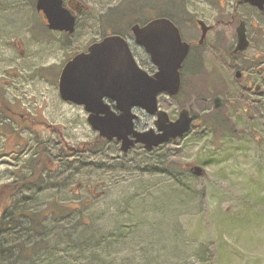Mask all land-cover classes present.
<instances>
[{
  "label": "rangeland",
  "instance_id": "374dc122",
  "mask_svg": "<svg viewBox=\"0 0 264 264\" xmlns=\"http://www.w3.org/2000/svg\"><path fill=\"white\" fill-rule=\"evenodd\" d=\"M80 1L87 7L78 26V34L85 44L101 37L106 31L103 19H110L113 8L126 0ZM178 1L184 11L179 10L176 0H131L152 9L140 12L146 18L176 14L173 21L184 37L197 36L196 41L200 36L195 26L197 18L208 23H216L219 18L229 22L233 16L247 20L253 42L242 58L248 63L243 65L239 60V66L242 70L250 66L257 55L260 62L255 67L264 71V14L248 5L237 7L236 0ZM24 17L22 13L13 18L22 21ZM128 21L127 15L117 29L127 35L133 54L148 68L150 62L147 64L145 51L136 43ZM5 23L0 18L2 42V36L14 34L10 31L12 27L3 31ZM58 40V35L52 38L54 43ZM78 42L75 37L70 46L66 45L70 49L65 46V51L60 53L51 50L54 58L47 63L51 82L35 78L24 89V93L29 92L25 96L29 101H24L30 105L27 113L43 112L45 120L50 122L49 152L59 163V169L47 174L43 191H30L19 197L21 206L34 211L46 206L53 209L58 197L60 204L85 205V212L92 216L97 229L109 232L123 225L128 238L110 256L107 253L102 256L111 259L112 264H264L262 75L255 71L237 80L231 67L206 56L205 64L186 71L180 95L159 96V107L171 120H176L182 109H188L196 117L191 131L184 137L155 149L151 155L139 147L123 153L116 141L96 147L94 152L76 154L72 151L75 147L100 137L89 124L84 109L62 105L58 94V77L64 66L59 61L64 54L66 57L74 52L81 43ZM253 81L262 87L261 92L245 88L249 83L254 87ZM215 97L222 99L220 108L214 106ZM136 113L137 127L154 128L156 118L143 110ZM217 119L228 122L219 139L208 122ZM154 156H163L175 168L184 167L194 178H184L178 184L168 175L157 172L159 169L154 171L155 161L148 162ZM26 159L16 161L10 156L0 159V185L29 173ZM196 165L204 167L203 176L191 171ZM89 183L97 196L89 194ZM131 235H135L134 239ZM146 245H150L148 250ZM64 249V245H59L52 254L45 251L36 254L28 264H96L88 253L80 252L84 256L77 259L73 255L78 251Z\"/></svg>",
  "mask_w": 264,
  "mask_h": 264
},
{
  "label": "water",
  "instance_id": "95a60500",
  "mask_svg": "<svg viewBox=\"0 0 264 264\" xmlns=\"http://www.w3.org/2000/svg\"><path fill=\"white\" fill-rule=\"evenodd\" d=\"M240 1L264 11V0ZM38 9L46 12L51 28L74 31L75 17L63 6L62 0H39ZM198 23L204 35L205 23ZM131 31L136 43L157 67L154 75L139 65L125 37L112 34L92 44L88 53H81L66 64L59 90L64 100L84 105L91 127L100 137L117 140L122 152L127 153L137 144L151 152L185 136L192 128L194 118L188 109H182L173 121L159 108L158 100L161 94L171 97L180 94L181 68L190 45L182 39L179 27L167 17L154 18L145 25L134 24ZM237 33L235 52L249 46L244 22L240 23ZM237 77H240L239 72ZM105 99L115 102L117 111L105 103ZM214 101L215 108H220L222 99L216 97ZM137 108L156 118L154 128H136L139 116L134 110ZM191 171L199 177L205 173L204 167L199 165L193 166Z\"/></svg>",
  "mask_w": 264,
  "mask_h": 264
},
{
  "label": "flooded vegetation",
  "instance_id": "af4514ba",
  "mask_svg": "<svg viewBox=\"0 0 264 264\" xmlns=\"http://www.w3.org/2000/svg\"><path fill=\"white\" fill-rule=\"evenodd\" d=\"M38 1L39 0H0V18L6 21L3 26V31L7 32L5 31L7 27H12L13 29L10 31L14 33L9 37L7 35L2 36L4 42L0 40V159L10 156L11 159L18 161L22 157H27L24 161L27 162L35 156H39L40 146L45 156L50 154V122L45 120L43 112H41V114L37 111L33 114L27 113L30 105H25L24 101H29L25 97L28 96L29 92L26 91V93H24V89L27 84L35 78L51 82L49 80L50 74L47 68L49 60L54 58V55H50L51 50H57L59 53L64 52L65 46H70V43L75 37L81 42H78L79 44L76 46L77 49L74 52L66 57L64 54L62 60L59 61L61 64L64 62V66L59 74L57 86L62 105L70 104L79 108L82 107L86 112L84 105L66 101L61 97L59 90L61 75L66 64L75 56L81 53H88L89 47L92 44L100 42L104 37L110 35L109 32L101 33L99 39H91L83 44L81 40L82 36L78 34V26L83 15L87 11L85 4L80 0H62L63 6L75 17V28L73 32H70L67 30L51 28L46 12L38 9ZM239 5H248L259 13L264 14V11L259 10L250 3L236 0V6L238 7ZM22 13L25 15V21L22 20L23 23H19L22 21L14 19L13 17H17ZM232 18L233 19L229 22H225V20L219 18L216 23H208L205 20L197 18L195 26L200 30V36L197 41V36L188 39L187 37H184L180 30L182 39L190 45L189 54L181 68L182 84L183 76L186 71L189 72L194 69L196 65L205 64L206 56H212L220 65L231 67V69L235 71V77L237 80H240L248 74L253 75L256 71V74L259 76L262 75L264 81V71H262L261 67H255L260 62L257 60V55L253 57L254 62H251L250 66L243 67V70L240 68L241 64L239 60H242V58L245 57V53L249 50L253 42L252 30H250L247 20L238 19L237 16H233ZM199 21L205 23L206 32L204 35L202 26L198 24ZM235 22L237 24L233 25ZM241 22L245 23L249 46L243 51L235 52L238 45L237 29ZM229 27L231 28L230 30H228ZM55 35H58L59 37V42L57 43L52 42V38ZM201 40L202 42H200ZM55 45H57V49L55 48ZM69 46H66V48L70 49L71 47ZM145 55L147 57V64L150 62V67L148 68L143 67L138 57L136 58V56H134L143 69H145L150 75H154L157 71V67L152 64L150 56L146 51ZM247 63L248 62L245 60H242L243 65H246ZM244 70L245 73L243 72ZM238 72L240 77H237ZM253 83L254 87L252 83H249L245 88L249 90L253 88L254 93L261 92L262 87L259 88L258 84L254 81ZM104 101L109 104L114 111H117L115 102L110 99H105ZM137 110L141 109H135V112ZM191 115L195 118L192 113ZM137 129L146 130L148 128L142 129L137 127ZM137 147L144 150V147L140 144L135 146V148ZM44 166L45 169L42 174L43 178L40 182L41 186H39L41 191H43V187H45L44 176L46 178V173H48L46 165ZM17 178L18 176H16L14 180L6 182L5 184L11 183L12 181L17 180ZM5 184L0 185V188ZM5 214L7 215L8 213L5 211L0 212V220L5 217L3 216ZM16 237L17 233L0 232V239L3 240H13ZM14 259L15 257L11 252L9 255H4L1 262L3 264H9L14 262Z\"/></svg>",
  "mask_w": 264,
  "mask_h": 264
},
{
  "label": "trees",
  "instance_id": "16d2710c",
  "mask_svg": "<svg viewBox=\"0 0 264 264\" xmlns=\"http://www.w3.org/2000/svg\"><path fill=\"white\" fill-rule=\"evenodd\" d=\"M126 1L121 6L113 8L114 17L111 15L110 19H103L102 23L106 29L104 33L111 32L126 37L127 35L123 31L118 30L117 27L121 26L123 19L127 15L131 27L134 24H145L152 19L146 18L140 13L142 10L152 9L143 8L142 5L140 6L137 2H131V0ZM176 1L180 6L179 10L184 11V6L178 0ZM152 7L155 9V6ZM126 12L128 13L126 14ZM108 14L106 17H108ZM175 16L176 14L162 15V17H167L171 20H174ZM109 24L111 25L109 26ZM208 122L211 124L210 127L213 128L212 131L215 138L219 139L228 122L219 119L209 120ZM109 142L98 137L94 142L77 146L72 151L76 154H82L87 151L94 152L97 150L96 147H105ZM153 152L154 150L152 152L145 151V154L151 155ZM152 161H155L154 171L156 170L155 168L159 169L157 172L168 175L178 184H182L184 178L187 180L194 178L193 175L185 172L184 167L175 168L174 164L171 161H167L163 156H154L148 162ZM58 164L52 154L45 156L40 146L39 156L37 155L26 162L29 173L19 175L17 180L0 188V212L5 211L8 213L3 215L5 217L0 220V232L17 233V237L13 240L0 239V264H3L1 262L3 256L9 255L11 252L15 259L14 262L9 264H28L30 259L34 258L36 254L44 251L46 254L48 252L52 254L59 245H64V250L67 252L78 251L77 254L73 255L74 258L83 257L84 255L80 252H85L89 254L87 255L89 259L96 264H112L113 261L111 259L102 258V256L106 255L105 253H107V257L110 256V253L117 250L120 244L128 238L127 233L123 231V225L121 227L117 226L109 232L97 229L92 216L85 212V205L60 204L58 197H56L53 209L46 206V208L43 207L34 211L21 206L22 203L18 201L19 197L26 192H39L43 170L45 169L44 165H46L48 171L46 174H51L59 169ZM88 192L91 196H97L91 183L88 185ZM134 237L135 235L131 239H134ZM150 245H146L145 249L148 250ZM178 247L179 245L175 249L177 252ZM177 256H179L178 253ZM178 261H180V258H178Z\"/></svg>",
  "mask_w": 264,
  "mask_h": 264
}]
</instances>
